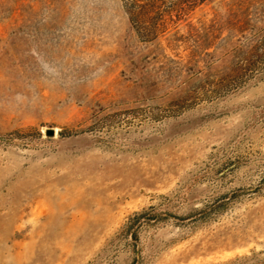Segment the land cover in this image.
Here are the masks:
<instances>
[{
	"label": "rangeland",
	"instance_id": "374dc122",
	"mask_svg": "<svg viewBox=\"0 0 264 264\" xmlns=\"http://www.w3.org/2000/svg\"><path fill=\"white\" fill-rule=\"evenodd\" d=\"M177 1L0 0V264H264V0Z\"/></svg>",
	"mask_w": 264,
	"mask_h": 264
},
{
	"label": "trees",
	"instance_id": "16d2710c",
	"mask_svg": "<svg viewBox=\"0 0 264 264\" xmlns=\"http://www.w3.org/2000/svg\"><path fill=\"white\" fill-rule=\"evenodd\" d=\"M130 8L135 11L134 16L131 17L132 22L134 24H140L145 22L147 18L151 15V13L158 7L159 3L162 0H130ZM204 0H179L175 4H173L170 10L167 12L166 16L161 18L162 20H158L159 22L154 27L159 30L160 27L165 28L168 26L169 22H175V19H181V17L186 15L190 7H195L199 2H203ZM157 36V34H155Z\"/></svg>",
	"mask_w": 264,
	"mask_h": 264
},
{
	"label": "water",
	"instance_id": "95a60500",
	"mask_svg": "<svg viewBox=\"0 0 264 264\" xmlns=\"http://www.w3.org/2000/svg\"><path fill=\"white\" fill-rule=\"evenodd\" d=\"M48 135H54V131H52V130L49 131V132H48Z\"/></svg>",
	"mask_w": 264,
	"mask_h": 264
}]
</instances>
